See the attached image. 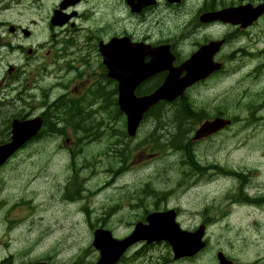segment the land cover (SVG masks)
<instances>
[{
    "label": "rangeland",
    "instance_id": "obj_1",
    "mask_svg": "<svg viewBox=\"0 0 264 264\" xmlns=\"http://www.w3.org/2000/svg\"><path fill=\"white\" fill-rule=\"evenodd\" d=\"M221 2L229 3L231 0H221ZM196 12L197 10H192L191 14H187L182 19L181 27L188 32L197 31L200 38L204 36L205 31L202 29L199 31L196 28L197 22L194 19ZM219 34L222 35V33ZM252 34L255 35L248 39L247 46L251 47L257 42L261 45L259 41H263L264 35L259 34V28L253 29ZM236 37L239 44L246 41V36ZM245 62L249 68H253L259 62H264V55L261 57L250 56V58L245 59ZM235 67L236 65L230 72L235 71ZM74 77V73H65L64 82L67 85L63 92L69 95L64 100H72L76 104H81L88 99L89 91L80 95L70 94L68 90L73 86ZM242 77H246V81L241 80ZM203 87L201 91L194 94V96L203 94V100H194L196 104H202V102H207L214 97L226 105L228 111L223 113L225 118L238 122L243 119L242 124L239 125L234 121L235 125L230 127L229 131H224L220 136H215L214 139L207 140L205 135L200 137L201 141L197 151L201 159L206 158V163H210L206 165V168L198 164L197 166L193 165L195 149L191 144H188L185 149L178 148L177 153L173 155L168 153L163 156L142 145L140 140L151 137L153 118H148L145 121L135 136L137 138L125 137L123 135V131H126L124 119L120 117L114 121L112 118L114 113L111 110L105 113L102 111L97 117L99 121H102L103 117L107 118L112 143L108 144L105 137L101 140L99 138L93 143L78 144L73 154L65 149L64 152L56 155L48 152L49 148L44 149V156L36 165L28 169L27 176L31 177L32 181L26 188L18 189L14 185L10 187V189L15 190L14 199H21L22 196L26 197V195L34 199L40 197L45 179L47 183L64 184L66 187L71 186L73 190L74 187L83 186L81 193L84 200L70 204L64 201L67 199H65L66 194L62 190L50 189L48 194H52V197L44 199L45 205L39 206L30 218L19 219L17 211L9 217L8 211L0 209V235L6 241L8 236H10L11 242L14 239L10 251L16 253V260H25L26 256L20 254V246H24L26 243L27 245L32 244L33 248V253L27 256V259L41 257L40 248L47 246L53 247L54 252H62L59 259L66 261L65 264H70L74 259L83 255H85V262L90 264L89 260L94 258L97 253L92 244L93 228L99 222L112 220L109 225L111 224V226L116 227L118 232L123 233L125 231L124 225L136 224L138 221L145 220L151 212L163 211L176 206L180 207L181 217L187 226L195 229L202 222L209 221L210 238L220 240V229L233 231L231 225L243 214V210L253 209L256 211L260 209L261 201L252 200L248 202L246 200L236 202L234 205L231 204L232 209L226 210V206L222 205L223 200L228 203L239 200L230 192L236 187V181L226 182L222 179L215 180L208 177L195 183V180L190 181V179L193 173L204 174L207 172L208 175L217 173V175H224L226 170H216L212 167L211 163L218 162L228 168L239 170L242 175L247 174L248 176L250 174L253 176L260 173L261 183L264 187V149H262L264 143L254 148L249 143L251 132L243 130V126L247 124V119H264V108L251 111L247 108V104L250 103L256 91L264 97V69L258 75L248 76L236 73L228 76L222 74ZM49 92L50 98L57 96L56 90ZM248 92H250L249 95ZM99 106L102 104H98ZM210 110L214 109L210 108ZM254 128H264V123L259 122ZM91 130L90 135H104L94 128ZM171 130L174 131L175 128ZM159 139V137L155 138L146 145H153L156 149V143ZM45 144L52 145L54 143L47 142ZM118 152L124 153L125 163H122L120 154H116ZM186 163L192 164V167H186ZM40 168L44 170L47 168V171H44V177L41 175V180L31 175ZM257 169L259 170L256 171ZM246 182L250 183L251 180L247 179ZM111 184H115V186H111ZM144 184L149 185L144 187ZM117 185L131 186L133 190L139 187L135 192V199L128 196V191L125 189L116 191V188H120ZM185 186L195 189L197 194H190ZM171 190H173V195H161L162 192ZM54 191L57 193L54 194ZM4 192L6 190L0 196ZM121 198L127 203L134 202V205L126 206L120 212L111 215L110 209L114 204L112 200ZM253 214L259 222H264V210H257L251 213V215ZM120 217L124 219L123 224L117 221ZM12 220L13 222H11ZM235 232L241 234L237 229ZM238 237L241 239L240 235ZM261 242L263 241L255 240V243ZM0 245V249H3L2 242ZM262 249H264V243ZM5 253L6 251H1L0 257L5 256ZM171 258L172 253L167 245L156 246L154 255L148 264H159L160 261L163 264H171ZM135 264H140V261ZM250 264L252 263L250 262Z\"/></svg>",
    "mask_w": 264,
    "mask_h": 264
},
{
    "label": "flooded vegetation",
    "instance_id": "obj_2",
    "mask_svg": "<svg viewBox=\"0 0 264 264\" xmlns=\"http://www.w3.org/2000/svg\"><path fill=\"white\" fill-rule=\"evenodd\" d=\"M202 1V8L197 13V19L203 13L219 8L209 0H75L74 2L70 0H27L29 15L21 19L17 18L16 3L12 0L13 10L8 19L0 15V49L4 51V54H0V109L9 104L6 99L10 93L16 94L18 92V97L23 102L20 107H17V95L15 96V102L12 103L13 120L24 121V117L32 115V106L24 102V95L29 91L33 78L37 88H40L41 83L45 80L48 64L41 61L47 62L52 56L53 48L50 47L55 41L59 30L69 29L79 32V39L82 36L83 41L92 48L98 47L101 42H108L124 34L139 38L141 33L151 32L155 26H159L163 29L161 32L165 36L173 39L176 35L173 30L180 27L183 22L182 19L187 14H191L192 8ZM63 5L65 7H63L62 13L68 14V19L63 16L64 23L62 25L55 24L56 10ZM199 23L201 26H212L213 29H216V26L223 30L224 28H241L240 26L225 25L219 22L202 23L199 21ZM195 36L197 41L198 36L196 34ZM225 47L226 45L218 54H221ZM179 49L187 52V42L181 44ZM16 50L21 51L23 54L21 58H24L30 65L29 71L22 72L25 66L18 65L14 62L15 60L11 59V57H16L12 55L15 54ZM237 53H240L239 46H232L227 51L229 57ZM35 61L36 64L32 65L31 63ZM33 72L34 77L32 76ZM62 100L68 107V102ZM67 107L58 108L55 118ZM77 113H79L78 116H76ZM41 115L48 121L46 112H42ZM75 116L77 126L82 127L83 113L76 111ZM2 126L4 127L2 128ZM56 128L57 130H53L52 135L47 138L53 143L63 130L62 126ZM9 135L6 120H0V141H4ZM38 142H43V138L39 139ZM225 173L228 175L227 178L236 180L230 172L226 171ZM53 193L56 194L57 191ZM14 194L15 190L13 189H8L2 194V198L6 201L5 204H9V216H12L15 210H19L22 214L24 209L29 207L26 201L20 198L14 199ZM49 196L52 197V194ZM38 201L40 202L41 198ZM258 201H261L262 205H259L260 209L257 210H264V199ZM1 203L0 197V205ZM228 204H225L227 211L232 209V205ZM256 211L253 209L245 210L231 225L233 231L220 229V240L209 238V221L202 222L201 224L207 226L204 231L203 249L194 255L184 254L177 257L173 247L171 264H222L220 253L227 257L226 259L222 256L223 261H225L224 264H229L228 260H231L232 264H250V262L252 264H264V249H262L264 222H259L254 214L251 215ZM236 229L241 234L236 233ZM239 235L241 239L238 237ZM257 239L263 242L255 243ZM154 249L156 247L145 248V244L142 243L132 247L131 252L139 255L138 261H140V264H146L145 250L151 253ZM159 264H163V262L160 261Z\"/></svg>",
    "mask_w": 264,
    "mask_h": 264
},
{
    "label": "water",
    "instance_id": "obj_3",
    "mask_svg": "<svg viewBox=\"0 0 264 264\" xmlns=\"http://www.w3.org/2000/svg\"><path fill=\"white\" fill-rule=\"evenodd\" d=\"M127 97H132L130 95V93L126 92L125 93ZM26 125V124H25ZM219 128V127H218ZM217 128V129H218ZM14 150V149H13ZM12 150H6V149H2L1 150V153L3 154L2 156V159H5V157L11 153ZM149 221H150V225H149V236H153L154 237H162V238H169L166 235H161V232L159 230H157L155 228V224L158 223L159 221V218L158 217H155L154 215H151L149 217ZM143 227H139L141 233L143 234L142 232V229ZM159 234V235H158ZM125 241H118V240H115L112 238L111 234L109 232H103V231H98L96 232L95 234V239H94V245L98 248L101 249V259H99V262L98 264H109L111 262H115L116 259H114L112 253H110L108 251L109 248H118V250L115 252L114 256L116 257H119L120 254H122L125 249H120L119 247L124 245Z\"/></svg>",
    "mask_w": 264,
    "mask_h": 264
},
{
    "label": "trees",
    "instance_id": "obj_4",
    "mask_svg": "<svg viewBox=\"0 0 264 264\" xmlns=\"http://www.w3.org/2000/svg\"><path fill=\"white\" fill-rule=\"evenodd\" d=\"M61 107H67V105L64 103V101L61 99V100H59L58 102H56L52 107H50L47 111H46V116H47V118H48V122H52V120L55 118V115L57 114V112H58V108H61ZM76 111H80V110H76ZM187 114H189V112H187ZM79 115V113H77L76 114V116H78ZM76 127L78 128V129H82L83 127H79V126H77V124H76ZM54 130H57V128H55ZM51 143V141H49V139H44L43 140V143L45 144V143ZM178 148H183V149H185L186 147H178ZM193 152V151H192ZM188 154L191 156V154H190V152H188ZM193 165L194 166H197V164L196 163H194L193 162Z\"/></svg>",
    "mask_w": 264,
    "mask_h": 264
},
{
    "label": "bare ground",
    "instance_id": "obj_5",
    "mask_svg": "<svg viewBox=\"0 0 264 264\" xmlns=\"http://www.w3.org/2000/svg\"><path fill=\"white\" fill-rule=\"evenodd\" d=\"M212 167L214 168V166L212 165ZM224 176L227 178V173H225L224 174ZM231 180H233V181H236V180H234V179H231ZM7 182H1V184H6ZM9 183V182H8ZM50 194H48V192H47V194L41 199V201L39 202V204H38V208H39V206H43V205H45V200L44 199H48V198H50V196H49ZM65 199H67V200H64L65 202H69V200H70V196L68 195V194H66V196H65ZM247 201L248 202H251L252 201V199H250V198H248L247 199ZM252 206V205H251ZM3 225V224H2Z\"/></svg>",
    "mask_w": 264,
    "mask_h": 264
}]
</instances>
